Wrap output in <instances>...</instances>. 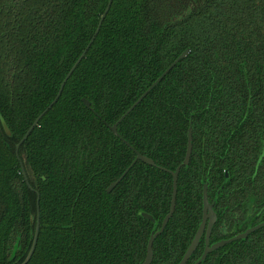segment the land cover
<instances>
[{
	"label": "trees",
	"instance_id": "16d2710c",
	"mask_svg": "<svg viewBox=\"0 0 264 264\" xmlns=\"http://www.w3.org/2000/svg\"><path fill=\"white\" fill-rule=\"evenodd\" d=\"M0 0V264H180L202 219L210 243L264 222V0ZM185 50L189 54L162 78ZM82 99L89 102L86 108ZM136 153L155 166L134 163ZM26 174L28 188L22 176ZM227 174V179L225 175ZM142 214H148L152 221ZM204 250L200 240L186 264ZM200 264H264V226Z\"/></svg>",
	"mask_w": 264,
	"mask_h": 264
},
{
	"label": "water",
	"instance_id": "95a60500",
	"mask_svg": "<svg viewBox=\"0 0 264 264\" xmlns=\"http://www.w3.org/2000/svg\"><path fill=\"white\" fill-rule=\"evenodd\" d=\"M112 0H108L107 5L101 15V17L99 18L98 24L96 26V29L93 33V35L91 36L88 44L86 45V47L84 48V50L82 51V53L80 54V56L77 58V60L74 62V64L72 65V67L69 69V71L67 72L66 76L64 77L63 81L61 82L59 89L57 91L56 96L54 97V99L52 100V102L35 118V120L33 121V123L31 124V126L28 128V130L25 132L24 136L21 138V140L17 143V145L15 146V154L18 157V150L19 147L22 145V143L26 140V138L29 136V134L31 133V131L33 130V128L38 124L39 120L46 114V112L57 102L59 96L62 93V90L64 88L65 83L67 82V80L69 79V77L71 76V74L73 73V71L76 69V67L78 66V64L81 62V60L84 58L85 54L87 53L88 49L90 48L91 44L93 43L94 39L96 38L99 29L101 27V24L106 16V14L108 13L110 6H111ZM189 54V50H185L182 54H180L178 56V58H176L169 66L168 68L151 84V86L137 99V101L127 110V112L125 114H123L119 120L113 124L111 127H109V129L111 130V132L115 135L118 136L117 134V126L118 124L126 117V115H128V113H130V111L137 105L140 103V101L150 92L151 89H153L161 80L162 78L176 65V63L182 59H184L187 55ZM82 103L84 104V106L86 108H90V104L87 100L82 99L81 100ZM191 151H192V132L191 129L188 130L187 133V148H186V153H185V157L183 159V161L179 164V166L173 171L170 172L171 176H172V186H173V190H172V196H171V202H170V208L168 213L166 214V216L164 217V219L162 220L161 226L159 228V230H157L156 232L151 233L148 243H147V248H146V255H145V259L143 261L142 264H151L152 262V257H153V242L155 240V238L160 235L163 230L165 229V226L167 224V222L169 221V219L172 217L174 209H175V201H176V185H177V177L179 174V171L182 167L187 166L189 164L190 161V156H191ZM136 157L134 159V161L132 162V164L125 170V172L113 183H111L108 188L106 189L107 193H110L113 188L121 181V179L125 176V174L129 171V169L134 165V163H136L137 161H140L144 164H147L149 166H155L154 162L147 158L144 157L138 153H136ZM21 170H22V176L24 177V180L28 186L29 189H31V187L28 184V180L26 177V174L24 172V169L21 165ZM202 202H203V215H202V222L197 230V232L194 235L193 240L191 241L189 247L187 248L186 252L184 253L180 264H186L187 261L189 260L190 256L193 254V252L196 250L201 237L204 235V250L203 253L200 257V259L195 263V264H200L202 261H204L207 257L208 254L212 253L213 251L229 244L232 243L234 241L237 240H241V239H245L248 235H250L251 233L257 231L258 229H260L261 227L264 226V222L249 228L247 230H245L243 233L238 234L230 239L227 240H222L219 241L217 243L211 244L209 245V237H210V233H211V229L216 221V214L213 210V204H210L208 202L207 199V194H206V186L203 189V198H202ZM39 196L37 195V202H36V212H37V217H36V225H35V230H34V235L32 238V243L29 249V252L26 256V258L24 259V261L22 262V264H27L29 262V260L31 259L34 250H35V246H36V242H37V238H38V232H39ZM143 217L147 220L152 221V217L149 216L148 214H142Z\"/></svg>",
	"mask_w": 264,
	"mask_h": 264
},
{
	"label": "flooded vegetation",
	"instance_id": "af4514ba",
	"mask_svg": "<svg viewBox=\"0 0 264 264\" xmlns=\"http://www.w3.org/2000/svg\"><path fill=\"white\" fill-rule=\"evenodd\" d=\"M225 179H227V174L225 175ZM205 187V186H204ZM204 189V188H203ZM202 193H203V191H202ZM206 194H207V191H206ZM203 195V194H202ZM209 202V201H208ZM211 204V203H210ZM203 209V208H202ZM213 210H214V204H213ZM215 212V211H214ZM216 214V213H215ZM202 215H203V212H202ZM216 220H217V216H216ZM201 222H202V219H201ZM201 224V223H200ZM215 224H216V221H215V223H214V225H213V227H212V229H211V233H212V230H213V228H214V226H215ZM200 226V225H199ZM199 228V227H198ZM211 233H210V237H211ZM241 234V233H240ZM210 237H209V245H211V243H210ZM230 239V238H229ZM200 240H203V242H204V235L201 237V239ZM227 240V239H226ZM222 241V240H221ZM217 243V242H216ZM199 245V244H198Z\"/></svg>",
	"mask_w": 264,
	"mask_h": 264
}]
</instances>
